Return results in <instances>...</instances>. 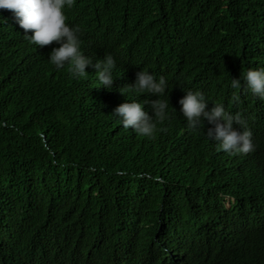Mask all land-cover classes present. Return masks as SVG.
<instances>
[{"label":"trees","instance_id":"1","mask_svg":"<svg viewBox=\"0 0 264 264\" xmlns=\"http://www.w3.org/2000/svg\"><path fill=\"white\" fill-rule=\"evenodd\" d=\"M65 14L88 41L168 69L230 84L264 68V0H75ZM48 57L0 9V264H264V195L123 129L116 97Z\"/></svg>","mask_w":264,"mask_h":264},{"label":"clouds","instance_id":"2","mask_svg":"<svg viewBox=\"0 0 264 264\" xmlns=\"http://www.w3.org/2000/svg\"><path fill=\"white\" fill-rule=\"evenodd\" d=\"M74 2L0 0V9L13 13L25 38L49 55L56 70L66 66L73 78L87 74L95 92L116 97L112 116L123 129L189 147L194 154H204L211 166L220 161L264 195V68H249L229 84L184 60L168 69L145 52L115 53L70 26L65 10ZM30 257L25 253V264ZM1 263L14 264L9 259Z\"/></svg>","mask_w":264,"mask_h":264}]
</instances>
